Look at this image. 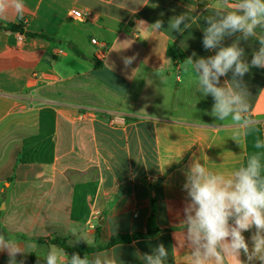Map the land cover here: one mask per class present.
Instances as JSON below:
<instances>
[{"label": "crops", "instance_id": "0c3cea01", "mask_svg": "<svg viewBox=\"0 0 264 264\" xmlns=\"http://www.w3.org/2000/svg\"><path fill=\"white\" fill-rule=\"evenodd\" d=\"M24 4L23 19L0 17V233L34 240L38 250L17 259L45 264L48 249H60L48 239L106 246L118 234L156 231L79 255L92 259L115 249L123 264H144L137 251L151 255L162 243L169 252L165 264H189L181 225L184 172L200 162L227 175L251 153H264L254 147L256 139L264 141V69L253 67L243 77L249 115L258 124L236 137L230 120L206 114L213 97L200 94L195 75L182 64L215 54L202 44L214 0ZM73 9L88 19L73 18ZM182 14L190 26L170 30L171 18ZM157 20L159 32L147 28ZM10 25L21 26L23 40ZM256 32L264 35V29ZM239 36L226 37L224 45ZM239 46L250 63L260 45L250 37ZM220 83H231V73ZM114 115L125 123L112 126ZM252 231L244 233L249 243ZM78 237L88 243H76ZM0 264H8L6 253Z\"/></svg>", "mask_w": 264, "mask_h": 264}, {"label": "clouds", "instance_id": "9594fccd", "mask_svg": "<svg viewBox=\"0 0 264 264\" xmlns=\"http://www.w3.org/2000/svg\"><path fill=\"white\" fill-rule=\"evenodd\" d=\"M24 12V0H0V17L13 13L23 19ZM214 13L206 17L202 44L205 50L215 54L198 59L190 56L182 64L185 71L195 75L200 94L213 97L211 112L206 114L219 121L230 120L237 129L236 137L240 129L247 136L255 131L258 121L249 115L251 95L243 77L253 67L264 69V35L257 36L256 32L257 28L264 29V0H214ZM188 19L184 14L171 18L169 29L182 32V24L185 28L190 26L185 23ZM191 19L193 22L194 18ZM162 27V21L157 20L147 28L159 32ZM237 33L240 36L236 42L225 46V38ZM250 37H256L260 46L249 63L239 40ZM229 73L231 83L221 86V77ZM204 126L216 128L215 124ZM254 147L264 148V141L256 139ZM184 176L186 197L181 225L183 244L186 243L189 250V264H264V153H251L246 163L227 175L213 172L200 162H192ZM253 229L250 247L244 233ZM81 239L88 243L81 237L76 243ZM38 247L32 239L18 242L0 233V253L7 254L8 264H25L17 256L23 257ZM136 255L144 264H165L169 252L161 243L151 255L139 251ZM241 255L246 260H241ZM44 260L45 264H123L117 259L115 249L89 259L88 255L82 258L77 253L68 257L63 248L51 247Z\"/></svg>", "mask_w": 264, "mask_h": 264}, {"label": "trees", "instance_id": "16d2710c", "mask_svg": "<svg viewBox=\"0 0 264 264\" xmlns=\"http://www.w3.org/2000/svg\"><path fill=\"white\" fill-rule=\"evenodd\" d=\"M10 29L22 32L21 26L10 25ZM71 47H72L74 52L80 54V52H78L73 46H71ZM155 233H156V231H148L146 233L137 232V233H134L131 235L118 234V235L112 237V239L106 244V246L95 245L92 247H85V246L80 245V246L72 247V246H69L67 244L66 240L63 238L48 239V242L58 246L59 248H63L64 251H66V252L84 254V253L97 252V251L104 249L107 246H111V245H115V244H119V243H130L133 240L138 239L140 237L153 236ZM41 241H46V240L42 239Z\"/></svg>", "mask_w": 264, "mask_h": 264}, {"label": "built area", "instance_id": "2783aa9c", "mask_svg": "<svg viewBox=\"0 0 264 264\" xmlns=\"http://www.w3.org/2000/svg\"><path fill=\"white\" fill-rule=\"evenodd\" d=\"M73 18L77 19V20H80V21H86L88 19V14L86 12H83L82 10L80 9H73L72 12H71ZM24 34L19 32L18 34V40H23L24 39ZM92 42L94 44H97V40L96 39H93ZM38 73L37 72H33L32 74V78L33 80H36L38 79ZM125 123V118L123 116H120V115H114L111 120H110V124L112 126H118V125H122Z\"/></svg>", "mask_w": 264, "mask_h": 264}]
</instances>
